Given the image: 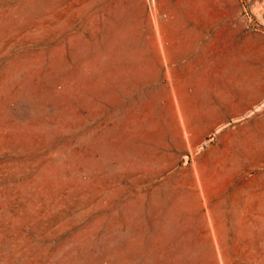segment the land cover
<instances>
[{"label": "rangeland", "instance_id": "1", "mask_svg": "<svg viewBox=\"0 0 264 264\" xmlns=\"http://www.w3.org/2000/svg\"><path fill=\"white\" fill-rule=\"evenodd\" d=\"M0 264H264V0H0Z\"/></svg>", "mask_w": 264, "mask_h": 264}]
</instances>
